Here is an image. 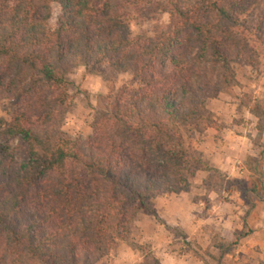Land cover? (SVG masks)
I'll list each match as a JSON object with an SVG mask.
<instances>
[{"label":"trees","instance_id":"1","mask_svg":"<svg viewBox=\"0 0 264 264\" xmlns=\"http://www.w3.org/2000/svg\"><path fill=\"white\" fill-rule=\"evenodd\" d=\"M131 12L166 13L168 30L133 39ZM250 25V0H0V99L14 108L0 139L26 144L16 170L0 147V264H95L134 213L162 223L158 196L188 191L197 171L220 174L184 134L217 128L205 100L232 89L234 63H253ZM72 65L110 84L131 75L86 141L59 128ZM225 178L229 194L257 196L254 179Z\"/></svg>","mask_w":264,"mask_h":264},{"label":"rangeland","instance_id":"2","mask_svg":"<svg viewBox=\"0 0 264 264\" xmlns=\"http://www.w3.org/2000/svg\"><path fill=\"white\" fill-rule=\"evenodd\" d=\"M250 4L253 63H234L232 89L215 99L206 98L201 114L217 128L184 134L196 155L220 174L197 171L188 191L158 196L154 206L162 223L134 213L127 239L95 264H264V0ZM58 14L54 6L52 27ZM169 24L166 13L148 18L130 15L133 39H156ZM64 76L69 100L59 124L61 137L86 141L93 133L94 117L106 109L110 92L130 81L131 75L118 76L110 84L72 65ZM13 113L10 103L0 99V121L9 122ZM0 147L16 170L26 155L23 139L1 138ZM225 177L254 179L257 196L244 200L240 193L229 194ZM7 178L13 179L12 171ZM163 224L180 231L172 233ZM181 232L186 238L180 237Z\"/></svg>","mask_w":264,"mask_h":264}]
</instances>
